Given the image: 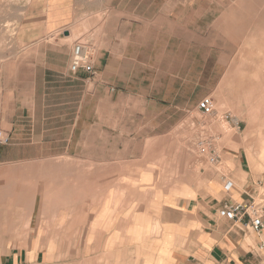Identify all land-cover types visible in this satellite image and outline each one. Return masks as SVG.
<instances>
[{
  "label": "rangeland",
  "instance_id": "obj_1",
  "mask_svg": "<svg viewBox=\"0 0 264 264\" xmlns=\"http://www.w3.org/2000/svg\"><path fill=\"white\" fill-rule=\"evenodd\" d=\"M185 4L209 5L208 35L214 34L216 41L212 58L222 54L225 70L216 86L208 88L212 114L195 110L152 131L142 117L118 104L121 36L127 21H145L165 12L173 15ZM72 32L75 41L68 46L63 41ZM77 44L87 48L95 65L93 74L86 76L90 79L86 95L64 96L62 86H42L40 62L46 49L53 46L60 56L69 51V73ZM109 64L111 83L103 85V71ZM107 88L112 89L110 157L104 152L102 134L105 120L107 125ZM81 104L85 108L72 141L80 142V147L63 155L59 147L64 136H46V129L71 127ZM248 111L257 120L264 113V0H0V133L9 139L0 145V250L26 237L41 218V207L71 204L72 200L62 199L63 193L66 198V193L77 192L81 206H87L88 192L100 197L104 182L106 189L119 186L115 179L126 175L131 197L136 193V176L143 171L150 176L152 166L158 164L155 173L164 176L161 187L170 178H186L193 185L206 170L226 189H234L235 173L218 156L235 153L245 160L247 176L242 186L247 185L252 195L248 201H264V170L258 171L260 165L264 168L260 161L264 151L259 150L264 146L259 144L263 126L259 120L249 121ZM84 126L96 129L94 151L87 132L83 139L79 134ZM169 127L167 136L153 134ZM47 140L50 145L41 149ZM245 148L256 176L250 172ZM63 174L68 179L61 184Z\"/></svg>",
  "mask_w": 264,
  "mask_h": 264
},
{
  "label": "crops",
  "instance_id": "obj_2",
  "mask_svg": "<svg viewBox=\"0 0 264 264\" xmlns=\"http://www.w3.org/2000/svg\"><path fill=\"white\" fill-rule=\"evenodd\" d=\"M208 7L185 4L183 10L173 15L159 13L145 21L132 19L125 24L120 46L118 104L142 117L144 126L152 131L177 116L195 110L201 113L199 102L209 97L208 88L215 87L224 73L222 54L212 58L216 41L214 34L210 38L208 35ZM74 41L68 35L63 43L71 46ZM58 51L53 46L47 48L41 59L42 86H62L64 96L69 92L85 96L90 79L82 72L71 76L67 67L69 51H63L62 56ZM220 67L224 68L221 74ZM111 77L109 64L103 71V85L110 84ZM111 90L107 88V125L105 120L102 130L104 152L109 157L113 150ZM83 108L81 104L71 127L55 132L46 129V136H64L59 147L63 155L80 147V142L72 141ZM248 115L249 121L259 120L263 126L259 144H264V113L258 120L253 112L248 111ZM86 116L88 119V113ZM170 128L153 134L159 138L167 136ZM86 132L89 147L94 151L96 129L84 126L79 134L84 136ZM41 145L44 149L50 142ZM259 150L264 151V146ZM245 152L250 172L256 176L250 153L247 149ZM218 157L232 167L234 189H226L219 178L209 177L206 170L200 172L198 183L193 185L186 178H170L169 184L161 187L164 176L155 173L159 172L158 164L152 166L150 176L145 171L136 176V193L131 197L126 175L115 179L119 186L109 185L106 189L103 181L105 188L100 197L95 191L88 192L87 206H81L77 192L66 193V198L63 193L62 199L72 203L41 207V218L30 226L26 237L0 250V264H264V251L259 250L264 244V219L263 227L254 231L246 217L235 222L218 217L222 206L244 204L252 196L247 185L242 186L247 176L244 158L235 153ZM91 161L88 158L87 162ZM260 161L264 165V158ZM226 168L224 165L223 170ZM262 170L260 165L258 171ZM65 179L67 175L63 174L60 183H66Z\"/></svg>",
  "mask_w": 264,
  "mask_h": 264
},
{
  "label": "built area",
  "instance_id": "obj_3",
  "mask_svg": "<svg viewBox=\"0 0 264 264\" xmlns=\"http://www.w3.org/2000/svg\"><path fill=\"white\" fill-rule=\"evenodd\" d=\"M94 66L90 53L82 44H77L73 48L69 73L76 75L79 72L84 74H93ZM198 109L204 115H210L214 112V104L210 97L203 98L199 104ZM8 136L0 133V145L8 142ZM218 217L228 221H239L243 218H248L250 228L258 231L263 227L264 219V201L256 202L254 199L244 204L224 205L217 211ZM259 250L264 251V244L259 246Z\"/></svg>",
  "mask_w": 264,
  "mask_h": 264
},
{
  "label": "bare ground",
  "instance_id": "obj_4",
  "mask_svg": "<svg viewBox=\"0 0 264 264\" xmlns=\"http://www.w3.org/2000/svg\"><path fill=\"white\" fill-rule=\"evenodd\" d=\"M261 7H263V6H261ZM70 36H72L73 38H74V36H75V32H72L71 34H69ZM70 38V37H69ZM71 44V43H70ZM81 45V44H80ZM64 180V179H63ZM67 179H65V182H67L66 181ZM64 182V181H63ZM64 184V183H63Z\"/></svg>",
  "mask_w": 264,
  "mask_h": 264
}]
</instances>
